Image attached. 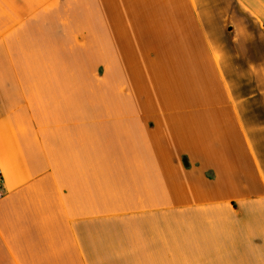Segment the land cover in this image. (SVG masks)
Segmentation results:
<instances>
[{
	"label": "crops",
	"instance_id": "obj_1",
	"mask_svg": "<svg viewBox=\"0 0 264 264\" xmlns=\"http://www.w3.org/2000/svg\"><path fill=\"white\" fill-rule=\"evenodd\" d=\"M226 2L0 27V264H264V0Z\"/></svg>",
	"mask_w": 264,
	"mask_h": 264
},
{
	"label": "rangeland",
	"instance_id": "obj_2",
	"mask_svg": "<svg viewBox=\"0 0 264 264\" xmlns=\"http://www.w3.org/2000/svg\"><path fill=\"white\" fill-rule=\"evenodd\" d=\"M44 0H0V27H5L24 16L28 11L42 5ZM226 11L230 14L223 25L225 33L233 35V28L249 27L252 24L250 15L233 0H227ZM228 25L231 26L229 30Z\"/></svg>",
	"mask_w": 264,
	"mask_h": 264
}]
</instances>
